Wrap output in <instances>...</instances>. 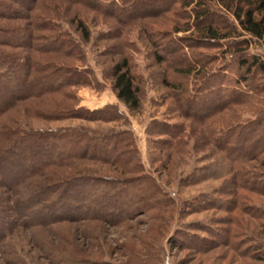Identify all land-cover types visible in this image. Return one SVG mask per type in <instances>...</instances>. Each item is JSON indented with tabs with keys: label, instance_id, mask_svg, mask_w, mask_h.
<instances>
[{
	"label": "rangeland",
	"instance_id": "rangeland-1",
	"mask_svg": "<svg viewBox=\"0 0 264 264\" xmlns=\"http://www.w3.org/2000/svg\"><path fill=\"white\" fill-rule=\"evenodd\" d=\"M186 1L31 0L36 9L27 13L36 24L29 16L0 18L1 30L29 28L33 44L28 50L5 46L0 50L27 55L33 67L51 63L79 76L77 83L55 90L58 93L19 102L16 111L5 116V124L16 121L21 128L38 130L67 126L128 130L139 173L95 162L77 168L108 179L147 175L161 192L152 199L131 188L127 192L136 198L129 210L105 219L76 214L43 223L40 219L56 211L54 201L27 209L21 224L0 240V264H264V167L259 164L264 152L249 161H229L213 141L228 125L264 112V93L240 95L220 70L229 56L218 54L210 65L203 61L208 52L221 49H206L195 40L196 27L205 21H195L193 7L204 4L235 24L231 14L216 0H189L184 7ZM8 3L21 8L18 2ZM48 18L49 25L39 24ZM78 21L86 38L76 28ZM52 34L66 39V52H47L41 46ZM70 42L75 45L72 50ZM246 51L264 60V47L254 39ZM122 59L138 88L140 107L135 111L117 100L111 88V67ZM206 69L217 75L209 83ZM39 70L35 67L31 74L38 76ZM56 74L51 80L59 78ZM105 106L115 108L113 120L52 119L47 114L65 107L93 111ZM170 127L172 132L166 133ZM240 149L246 150V143ZM77 168L64 165L59 170L62 177L47 170L34 173V181L26 179L10 191L0 184V207L75 175Z\"/></svg>",
	"mask_w": 264,
	"mask_h": 264
},
{
	"label": "trees",
	"instance_id": "trees-1",
	"mask_svg": "<svg viewBox=\"0 0 264 264\" xmlns=\"http://www.w3.org/2000/svg\"><path fill=\"white\" fill-rule=\"evenodd\" d=\"M8 1L0 0V7L4 9L0 11V18L15 20L29 16V19H32L31 14L28 13L36 8L31 0H11L20 4L19 10L13 8ZM216 2L231 14L235 24L227 23L225 15L207 9L204 4H196L193 7L195 21H205L204 26L196 27L195 32L198 37L195 40L200 41L201 47L206 49H221L217 53L208 52L203 56L206 59L203 61L210 65L218 54L230 58L237 55L233 59L224 60L221 64L220 70L226 72L222 73L224 78L236 89L238 88L243 97L246 93L255 95L264 93V60L256 54L246 53L250 39H254L264 47V0H216ZM190 3L188 0L183 6H188ZM36 17L39 19V16ZM215 19L220 23L217 24ZM49 22L48 18L43 19L39 24L47 26ZM31 23L36 24L32 20ZM76 28L83 32L84 38L87 37L85 27L80 21L76 23ZM186 30L188 29L185 28L184 31ZM179 31L181 30L174 29L176 33ZM1 36L4 38H0V46L25 50L33 48L32 32L29 28L0 29ZM67 43L62 34H52L45 36L44 44L41 46L46 48L47 52L59 53V51L66 52L64 46ZM69 46L72 50L75 45L70 42ZM27 59V55L23 57L13 51L0 50V184L4 189L6 191L15 189L26 179L33 180L32 175L42 173L43 170L62 177L59 170L64 165L77 168L83 166V162L114 165L121 167L123 172L139 173L141 167L137 160L132 158L134 140L128 130L99 132L80 126L38 130L21 128L16 121H12L13 125L5 124L3 121L5 116L15 112L19 102L45 93H58L59 91L55 90L79 81V76L72 69L62 70L51 63H42L33 67L31 60ZM39 66L40 75L33 76L32 71ZM206 70V82L209 83L217 75L215 72H210V69ZM56 72L59 78L51 80L50 77ZM110 72L111 88L117 100L130 111L139 109L138 88L134 84L126 60L122 59L114 63ZM229 99V96L226 97L223 103ZM47 114L53 116L52 119L74 116L102 121L113 120L117 116L115 108L106 106L93 111L65 107ZM165 132L171 133V127ZM213 141L217 142L216 146L229 161L255 159L264 152V112H260L257 117L245 123L228 125ZM243 143H246V150L241 152ZM71 160L73 163L70 164ZM259 164L264 167V160L261 159ZM79 168L73 176L60 178L32 193L29 191L12 205L1 206L0 240L7 236L12 228L21 224L20 218L23 217V212L36 207L44 208L46 202L54 201L52 206L57 209L54 212L49 211L46 219H40L43 223L47 220L48 222L64 220L76 214L102 219L112 216L114 212L116 217L120 216L123 214L122 209L124 212L129 210L130 201L136 198L135 195L127 192L131 188H135L139 196L150 195L152 199L161 194L147 175L108 179L93 175L85 168ZM141 184L144 188L137 187ZM122 188L126 190L127 195L122 193L124 192ZM95 211L99 213L96 214Z\"/></svg>",
	"mask_w": 264,
	"mask_h": 264
}]
</instances>
